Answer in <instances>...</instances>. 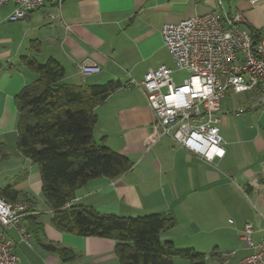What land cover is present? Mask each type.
Instances as JSON below:
<instances>
[{
	"label": "crops",
	"instance_id": "crops-1",
	"mask_svg": "<svg viewBox=\"0 0 264 264\" xmlns=\"http://www.w3.org/2000/svg\"><path fill=\"white\" fill-rule=\"evenodd\" d=\"M218 2L227 13L240 12L243 28L260 35L264 0L254 5L247 0H62L59 10L47 2L17 21L8 20L12 5L0 4V196L30 203L22 221L30 244L21 240L16 228L6 230L19 256L16 264H119L114 239L54 226L39 166L17 149L15 97L35 78L21 64L23 56L39 63L54 58L64 67L67 83L122 85L95 108L93 140L128 156L132 166L118 178L87 181L70 205L125 217L171 215L177 223L160 238L205 254L206 264L209 258L210 264H224V257L226 264H239L252 252L240 238L246 223L252 226L255 244L264 238V105L249 101L242 90L227 94L220 123L225 155L213 164L167 136L147 144L153 115L145 93L125 86L130 78L140 81L159 65L175 69L163 44L162 25L205 14ZM82 63L100 70L82 75ZM35 223L42 225L46 243L70 248L74 258L64 260L57 250L38 244L30 229ZM206 250L211 251L209 257ZM173 264L189 261L175 256Z\"/></svg>",
	"mask_w": 264,
	"mask_h": 264
},
{
	"label": "trees",
	"instance_id": "trees-1",
	"mask_svg": "<svg viewBox=\"0 0 264 264\" xmlns=\"http://www.w3.org/2000/svg\"><path fill=\"white\" fill-rule=\"evenodd\" d=\"M31 47L38 49L35 42ZM20 60L35 78L15 97L17 149L39 166L42 194L53 210L54 226L81 236L114 239L119 264H173L175 256L187 258L189 264H206L205 254L179 249L173 241L160 238L177 223L171 215L125 217L100 213L91 206H66L87 181L100 176L115 179L132 166L128 156L93 140L95 108L122 85L67 83L64 67L52 57L44 63L30 56ZM30 229L44 248L57 250L64 260L74 258L70 248L45 242L41 224L35 223Z\"/></svg>",
	"mask_w": 264,
	"mask_h": 264
},
{
	"label": "built area",
	"instance_id": "built-area-1",
	"mask_svg": "<svg viewBox=\"0 0 264 264\" xmlns=\"http://www.w3.org/2000/svg\"><path fill=\"white\" fill-rule=\"evenodd\" d=\"M254 5L257 0H247ZM52 3L60 9L62 0H0L11 4L9 21L27 15ZM54 19L53 14H48ZM245 20L238 11L227 13L220 2L216 9L194 15L161 27L164 46L170 53L174 68L159 65L142 80L132 78L126 87L136 86L146 96L152 112V134L147 144L167 136L201 159L213 163L225 155L220 134L222 101L232 90L248 93L249 101L264 105V24L258 37L243 28ZM80 73H97L99 66L79 65ZM186 72L179 84L173 73ZM67 203L66 206H69ZM30 203L27 200L9 202L0 196V264H16L19 256L6 230L16 228L21 240L30 244V234L22 225ZM252 226L246 223L240 238L252 249L239 264H264V238L254 243Z\"/></svg>",
	"mask_w": 264,
	"mask_h": 264
},
{
	"label": "rangeland",
	"instance_id": "rangeland-1",
	"mask_svg": "<svg viewBox=\"0 0 264 264\" xmlns=\"http://www.w3.org/2000/svg\"><path fill=\"white\" fill-rule=\"evenodd\" d=\"M171 66H172V65H171ZM173 67H174V65H173ZM186 75H187V74H186V72H184V71H177L176 73L173 74V77H174L176 83L179 84V83L181 82V81H180L181 78H182V77H185ZM96 137H97V136H96ZM203 250H204V249H203ZM204 252H205V253L207 254V256L209 257L211 251H210V250H206V251H204ZM208 254H209V255H208ZM226 259H227V258H225V257L223 258V261H224L223 263H224V264H226V263H225V260H226ZM211 261H212V260L209 258L208 261H207V264H210Z\"/></svg>",
	"mask_w": 264,
	"mask_h": 264
}]
</instances>
